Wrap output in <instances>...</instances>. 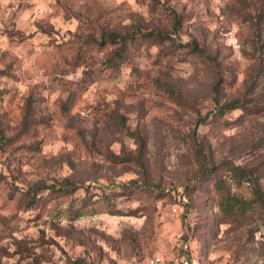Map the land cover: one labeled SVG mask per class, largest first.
<instances>
[{
    "label": "rangeland",
    "instance_id": "374dc122",
    "mask_svg": "<svg viewBox=\"0 0 264 264\" xmlns=\"http://www.w3.org/2000/svg\"><path fill=\"white\" fill-rule=\"evenodd\" d=\"M262 203L264 0H0V264H264Z\"/></svg>",
    "mask_w": 264,
    "mask_h": 264
},
{
    "label": "built area",
    "instance_id": "2783aa9c",
    "mask_svg": "<svg viewBox=\"0 0 264 264\" xmlns=\"http://www.w3.org/2000/svg\"><path fill=\"white\" fill-rule=\"evenodd\" d=\"M175 210V207H173ZM192 236L180 240L179 248L170 256L153 253L145 257L132 260L131 264H215L207 259H195L191 246Z\"/></svg>",
    "mask_w": 264,
    "mask_h": 264
},
{
    "label": "trees",
    "instance_id": "16d2710c",
    "mask_svg": "<svg viewBox=\"0 0 264 264\" xmlns=\"http://www.w3.org/2000/svg\"><path fill=\"white\" fill-rule=\"evenodd\" d=\"M109 39L112 40V37L109 36ZM123 61V57L121 56V51L116 50L114 53H112L108 58H107V66H118L121 62ZM239 106V99H233L231 101H227L224 103L219 104L218 107V113H223L227 109H232ZM35 195L32 196L30 199V202H34ZM264 206V203H262Z\"/></svg>",
    "mask_w": 264,
    "mask_h": 264
}]
</instances>
